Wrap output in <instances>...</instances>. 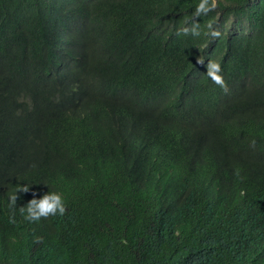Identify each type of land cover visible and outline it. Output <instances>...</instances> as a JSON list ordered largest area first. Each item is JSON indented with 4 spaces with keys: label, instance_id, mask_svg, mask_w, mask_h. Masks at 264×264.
I'll use <instances>...</instances> for the list:
<instances>
[{
    "label": "trees",
    "instance_id": "1",
    "mask_svg": "<svg viewBox=\"0 0 264 264\" xmlns=\"http://www.w3.org/2000/svg\"><path fill=\"white\" fill-rule=\"evenodd\" d=\"M196 3L0 0V264H264V0Z\"/></svg>",
    "mask_w": 264,
    "mask_h": 264
},
{
    "label": "clouds",
    "instance_id": "2",
    "mask_svg": "<svg viewBox=\"0 0 264 264\" xmlns=\"http://www.w3.org/2000/svg\"><path fill=\"white\" fill-rule=\"evenodd\" d=\"M218 0H198L195 7L191 10L188 19L184 24L177 29L178 33L191 35L192 37H219L221 31L214 26L213 21H209L202 29L201 22L196 18L207 16L209 12L217 8ZM206 57L198 56L197 63L204 64ZM206 72L204 75L215 85H219L225 91L228 90L227 82L224 78L223 68L220 60L207 58ZM254 143V142H253ZM30 190L29 184L19 185L14 192L9 195L8 206L10 208L9 222L16 223V209L18 208L24 220L30 223L38 222L41 218H48L54 216H64L68 211V205L64 194L58 190H49L43 195H37L33 192V197L25 205L17 207V199L19 192H28ZM36 241L43 238L40 236L34 237Z\"/></svg>",
    "mask_w": 264,
    "mask_h": 264
},
{
    "label": "bare ground",
    "instance_id": "3",
    "mask_svg": "<svg viewBox=\"0 0 264 264\" xmlns=\"http://www.w3.org/2000/svg\"><path fill=\"white\" fill-rule=\"evenodd\" d=\"M123 45V44H122ZM246 90V89H245ZM249 117V116H248ZM246 119V118H245ZM258 119V118H257ZM252 120V119H251ZM254 124V123H253ZM88 174V173H87ZM85 181V180H84ZM92 182V181H91ZM163 257V256H162ZM153 259V258H152ZM152 262V261H151ZM119 263V262H118Z\"/></svg>",
    "mask_w": 264,
    "mask_h": 264
}]
</instances>
